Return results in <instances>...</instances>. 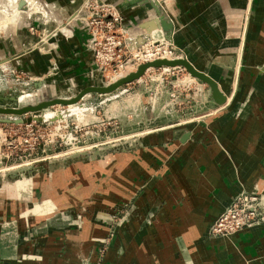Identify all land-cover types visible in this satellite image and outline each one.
<instances>
[{
  "label": "rangeland",
  "instance_id": "374dc122",
  "mask_svg": "<svg viewBox=\"0 0 264 264\" xmlns=\"http://www.w3.org/2000/svg\"><path fill=\"white\" fill-rule=\"evenodd\" d=\"M251 14L249 11L245 15L246 24ZM247 39L248 32L242 56ZM169 44L173 45L166 39H157L131 48L126 34L121 58L106 70H100L92 84L106 86L136 72L145 64L136 56L138 53L152 45L160 48ZM42 48L44 44L37 50L42 51ZM177 53L179 58H186L178 49ZM245 74L248 84L252 83L253 69L247 66ZM32 78L31 81L26 79L28 84L25 85V81L16 82L14 74L0 77V107L33 106L57 98L69 99L79 92V89H68L62 84L51 85L46 79ZM240 78L241 73L237 78L239 83ZM41 81L42 88L38 86ZM223 93L228 99L233 89ZM221 107L211 99L209 86L191 76L185 68L165 67L148 70L140 80L113 94L87 96L78 105L57 106L18 117L0 116L7 119L0 122V176L9 175L14 179V174H18L17 181L0 187V200L6 199L0 203L9 205L0 207V242L14 248L21 237L37 239L30 244L20 243L18 260L0 258V264H24L26 261L45 264L47 254L48 264H106L113 247H116L113 263L116 264L144 226L151 229V248L161 252L164 245L173 241L184 248L180 234L164 230L161 233L160 229L179 218L173 209L160 214V210L180 204L175 196L160 205L156 201L159 194L168 193V185L173 181L165 177L177 166L173 156H181L169 155L168 147L181 146L180 135L186 131L194 134L199 130L208 131V123L221 113L217 111ZM65 115L71 117L59 118ZM36 116L39 119L58 116V119L39 121ZM164 127L165 131L150 132ZM174 130L178 135L172 133ZM144 137L148 139L147 146L151 145L149 151L155 154L143 147ZM202 142L208 146L215 140L208 136ZM160 147H167L166 153L161 154ZM74 163L79 164L73 166ZM155 184L159 191L154 190ZM258 188L242 193L258 192L264 196ZM6 208L19 212L17 218L26 223L24 227L46 217L48 221L43 225L40 221L23 231L15 213L4 210ZM259 223L264 225V220ZM49 227L54 228L48 232ZM55 228L64 230L65 234L61 236L63 232ZM145 237L146 229L138 241H144ZM210 237L214 238L212 233ZM187 255L184 256L189 258ZM147 256L141 255L142 261L135 264H143L146 259L154 264L159 262L155 254Z\"/></svg>",
  "mask_w": 264,
  "mask_h": 264
},
{
  "label": "crops",
  "instance_id": "0c3cea01",
  "mask_svg": "<svg viewBox=\"0 0 264 264\" xmlns=\"http://www.w3.org/2000/svg\"><path fill=\"white\" fill-rule=\"evenodd\" d=\"M87 1L0 0L1 10L12 19L0 21L1 29L7 24L0 31V77L14 74L16 82L22 80L25 85L28 84L26 79L31 81L32 77L46 79L51 85L62 84L68 89H79L77 95L88 87L96 86L92 83L97 80L100 69L95 62L93 37L84 19L86 12L82 10ZM99 2L118 9L131 48L166 39L199 71L218 82L223 91L233 89L226 105L217 110L221 113L206 126L208 131L199 130L196 134L186 131L180 138L189 134V139L181 146L168 147L169 155L181 156H173L177 166L165 175L173 181L168 185V193L162 192L156 201L160 205L175 196L180 204L166 207L160 210V214L173 209L178 212L179 218L160 229L161 233L164 230L169 234H180L185 247L180 248L179 243L173 241L164 245L163 251L155 248L156 251L151 248L150 226H144L116 264H135L144 254L158 256L156 264H264V225L244 229L227 238L210 237L212 223L237 195L242 191H252L256 186L264 192V0H253L252 3L251 0ZM249 11H252L251 19L246 24L245 15ZM162 22L165 31L161 29ZM31 28L37 29L38 34L32 35ZM247 32L246 51L242 56ZM40 44L45 45L42 51L37 50ZM176 59L181 58L176 56ZM247 66L253 69L250 84L246 81ZM240 73L239 83L237 78ZM38 86L42 88V81ZM161 130L165 131V127L150 132ZM172 133L178 135L177 130ZM208 136L214 138L213 145L206 146L202 142ZM147 142V137H144L143 147L148 153L155 154L149 151L152 148L147 146ZM166 149L160 147L159 152L166 153ZM130 154L132 158L133 154ZM157 186L155 184V191H159ZM4 203H0V207L7 205ZM4 210L15 213L23 231L40 221L42 225L48 221L46 217L24 227L26 223L17 218L18 210ZM50 228L54 227H49L48 232ZM145 229L147 237L138 241ZM57 230L63 232L61 236L65 234L64 230ZM41 236L46 234L38 235ZM148 238L150 241H147ZM35 239L21 237L14 248L0 242V258L18 260L20 243L30 244ZM186 254L189 258L184 256ZM115 257L116 247H113L106 264L115 263ZM49 258L47 254L45 264H48ZM24 264L38 263L26 261ZM143 264L154 263L146 259Z\"/></svg>",
  "mask_w": 264,
  "mask_h": 264
},
{
  "label": "built area",
  "instance_id": "2783aa9c",
  "mask_svg": "<svg viewBox=\"0 0 264 264\" xmlns=\"http://www.w3.org/2000/svg\"><path fill=\"white\" fill-rule=\"evenodd\" d=\"M82 10L86 12L84 19L93 37L96 65L100 70H106L116 59L121 58L123 38L127 34L122 27L123 18L115 6L100 3L99 0H88ZM30 32L32 35L38 34V30L34 28ZM149 51L160 58L155 60H174L178 54L173 45L160 48L152 45L136 56L145 61L144 56ZM263 209V195L258 192L240 193L213 224L211 233L214 237H229L244 229L258 226L261 224L260 220H264Z\"/></svg>",
  "mask_w": 264,
  "mask_h": 264
},
{
  "label": "water",
  "instance_id": "95a60500",
  "mask_svg": "<svg viewBox=\"0 0 264 264\" xmlns=\"http://www.w3.org/2000/svg\"><path fill=\"white\" fill-rule=\"evenodd\" d=\"M160 25H161V29H163V31H165L166 27L164 26V23L162 22ZM165 67H167V68H178V67L185 68L191 74V76H193L194 78L200 80L201 82H203L209 86L210 92H211V99L213 100V102L216 105H219V106L226 105L227 96L223 93L219 84L209 75L205 74L202 71H199L193 64H191L189 62V60L187 58L175 59V60L161 59V60H154V61H150V62H147L145 64H142L137 68L136 72L128 73L127 75L121 77L120 79H118L115 82L110 83L106 86L88 87V88L82 90L77 96H75L71 99L57 98V99H53V100H49V101L40 102L37 105L25 106L22 108H20V107H18V108L0 107V116H17L18 117V116H23V115H26L29 113L36 114L38 112L45 111V110H48L49 108H54L57 106L69 107L71 105H78L87 96H91L94 94L95 95L96 94H98V95L113 94L116 91H118L119 89H121L122 87H124L125 85H128L130 83H133V82L140 80L146 74V72L148 70L160 69V68H165ZM62 112H64V111H62ZM62 112H60V114ZM57 117L46 118L44 116V118L39 119L36 116L35 119H37L39 121H43V120L45 121V120L58 119ZM68 117H71V116L65 115V116H60L59 118H68ZM3 121H7V119H2L0 117V122H3ZM28 122L26 121V123H28ZM189 137H190L189 134H185V135H183L181 141L185 142V140L189 139ZM17 175L18 174H14V177H16L14 179L9 177V175L0 176V187H3V185L5 183H9V182L14 183L15 181H17L18 180ZM31 177L26 176V178H31Z\"/></svg>",
  "mask_w": 264,
  "mask_h": 264
},
{
  "label": "bare ground",
  "instance_id": "6f19581e",
  "mask_svg": "<svg viewBox=\"0 0 264 264\" xmlns=\"http://www.w3.org/2000/svg\"><path fill=\"white\" fill-rule=\"evenodd\" d=\"M1 1H3V0H1ZM5 3H6V1H5ZM6 5H7V3H6ZM0 6H1V4H0ZM5 6V5H4ZM14 7V6H13ZM15 8V7H14ZM13 8V9H14ZM83 9V8H82ZM8 12V11H7ZM24 12V11H23ZM78 16V15H77ZM10 19H11V17L9 16V14H7L6 13V11L4 12V11H2L1 10V8H0V21L1 22H3V21H10ZM12 20V19H11ZM2 24H4V23H2ZM5 26H7V24L5 25ZM5 26H3L2 27V29L0 28V31H2L3 30V28L5 27ZM144 60L145 61H148V62H150V61H152V60H155V59H160V58H158L156 55H154V54H152L150 51L148 52V54L146 55V56H144ZM162 58H165V57H162ZM176 59V56H175V58H174V60ZM172 60V59H171ZM71 106H74V105H71ZM70 107V106H69Z\"/></svg>",
  "mask_w": 264,
  "mask_h": 264
}]
</instances>
